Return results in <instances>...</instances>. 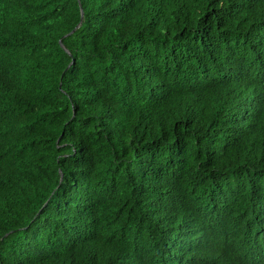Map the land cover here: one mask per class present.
<instances>
[{"label":"trees","instance_id":"trees-1","mask_svg":"<svg viewBox=\"0 0 264 264\" xmlns=\"http://www.w3.org/2000/svg\"><path fill=\"white\" fill-rule=\"evenodd\" d=\"M257 28L237 0H0V264L264 250Z\"/></svg>","mask_w":264,"mask_h":264},{"label":"clouds","instance_id":"clouds-1","mask_svg":"<svg viewBox=\"0 0 264 264\" xmlns=\"http://www.w3.org/2000/svg\"><path fill=\"white\" fill-rule=\"evenodd\" d=\"M237 8L243 13H257V10L264 8V0H237ZM250 42L257 46L255 50V61L264 64V29L257 28L250 35ZM188 233L180 231L173 238L187 236ZM232 234H223L216 238V242L211 240V243L217 248L221 255L223 262L229 264L226 257L233 261L234 264H264V250L252 249L247 252L245 249L251 243V235L240 234V236L247 235V241L243 243L241 248L235 249L230 247L227 243Z\"/></svg>","mask_w":264,"mask_h":264},{"label":"water","instance_id":"water-1","mask_svg":"<svg viewBox=\"0 0 264 264\" xmlns=\"http://www.w3.org/2000/svg\"><path fill=\"white\" fill-rule=\"evenodd\" d=\"M81 11V19H82V16H83V13H82V10H80ZM79 26V25H78ZM72 32H70L69 34H71ZM68 34V35H69ZM61 43V42H60Z\"/></svg>","mask_w":264,"mask_h":264}]
</instances>
